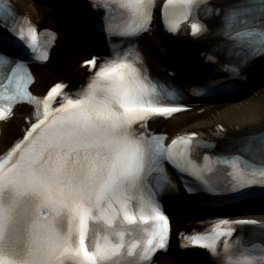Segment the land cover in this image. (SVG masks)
I'll use <instances>...</instances> for the list:
<instances>
[{"label": "snow or ice", "instance_id": "6c2138e0", "mask_svg": "<svg viewBox=\"0 0 264 264\" xmlns=\"http://www.w3.org/2000/svg\"><path fill=\"white\" fill-rule=\"evenodd\" d=\"M90 2L103 12L98 27L110 54L85 62L93 75L78 91L67 92L66 84L57 83L38 97L30 91L34 79L27 63L46 62L56 35L38 32L17 16L9 0H0V28L8 34L3 38L11 37L23 53L0 52V121L11 119L15 104L35 106L22 137L0 159V264H154L155 253L166 250L170 237L161 197L176 190L166 164L193 195L217 197L264 185V133L244 138L236 153L205 155L200 162L199 150L214 144H202L193 133L166 145L167 136L151 130L152 122L186 110L174 86L149 76L138 45L124 47L125 40L150 30L155 0ZM207 3L166 0L165 30L177 34L182 22ZM190 27L197 38L208 31L198 20ZM217 35L223 42L208 54V62L218 72L238 74L264 55V0H237L224 10ZM221 51L224 63L216 55ZM231 87L230 80L209 79L194 92L206 89L211 95ZM256 142L258 158L252 154ZM215 223L211 233L181 238L220 264H264V241L236 236L238 226L264 230V225L226 218Z\"/></svg>", "mask_w": 264, "mask_h": 264}, {"label": "bare ground", "instance_id": "6f19581e", "mask_svg": "<svg viewBox=\"0 0 264 264\" xmlns=\"http://www.w3.org/2000/svg\"><path fill=\"white\" fill-rule=\"evenodd\" d=\"M221 1V0H218ZM17 9L21 14L30 16L35 22L40 25L53 27L61 30V39L59 41V49L56 52L55 64L49 68H39L37 70V84L33 90L35 93H41L45 88L58 79H69L73 83L85 80L88 75L86 72H81L76 68V63L80 59H84L90 55L87 45L81 42L77 37L71 34L68 30H63V25L68 21L65 14L54 7L42 6L36 0H15ZM153 40L147 37L143 42L144 55L147 60L153 65L157 74H167L173 70L172 63L163 62L158 59L153 50ZM177 52L183 57L182 67L186 68L192 62L201 63L202 60L199 54L204 49V46H199L190 41H180L175 45ZM67 64L69 65L67 67ZM76 68V69H75ZM264 72V69L261 71ZM264 76V75H263ZM255 91V92H254ZM249 92H254L253 97H247L244 100L236 101L235 103H223V101L212 103L208 106L199 108L203 113L193 111L184 114L169 121L165 126L166 132L175 135L180 131H217L224 130L228 137L245 136L249 133H258L264 130V84L259 87L251 86ZM198 110V109H197ZM30 114L27 107H22L16 114V117L9 125L3 127L2 139L0 142V154L4 152L15 139L21 134V129L25 125L23 118ZM174 226L180 230L186 227L189 222L187 216L173 214ZM227 217V216H225ZM243 217L237 216L236 219ZM264 222V214L252 216ZM191 259V258H190ZM199 263L193 258L184 264H208ZM161 264H183L173 257L165 258Z\"/></svg>", "mask_w": 264, "mask_h": 264}, {"label": "rangeland", "instance_id": "374dc122", "mask_svg": "<svg viewBox=\"0 0 264 264\" xmlns=\"http://www.w3.org/2000/svg\"><path fill=\"white\" fill-rule=\"evenodd\" d=\"M254 92H255V91H254ZM254 92H253L252 94H250V96H249L250 98L253 97V95L255 94Z\"/></svg>", "mask_w": 264, "mask_h": 264}]
</instances>
